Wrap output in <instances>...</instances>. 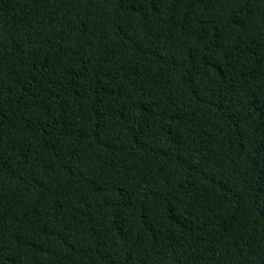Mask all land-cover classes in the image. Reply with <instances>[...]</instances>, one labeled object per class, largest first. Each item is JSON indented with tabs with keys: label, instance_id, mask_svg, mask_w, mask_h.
<instances>
[{
	"label": "trees",
	"instance_id": "16d2710c",
	"mask_svg": "<svg viewBox=\"0 0 264 264\" xmlns=\"http://www.w3.org/2000/svg\"><path fill=\"white\" fill-rule=\"evenodd\" d=\"M0 264H264V0H0Z\"/></svg>",
	"mask_w": 264,
	"mask_h": 264
}]
</instances>
